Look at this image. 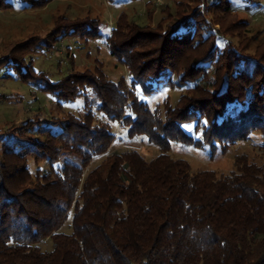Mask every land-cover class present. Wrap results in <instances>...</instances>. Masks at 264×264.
Wrapping results in <instances>:
<instances>
[{
	"label": "trees",
	"instance_id": "16d2710c",
	"mask_svg": "<svg viewBox=\"0 0 264 264\" xmlns=\"http://www.w3.org/2000/svg\"><path fill=\"white\" fill-rule=\"evenodd\" d=\"M16 1L0 0V7ZM224 1L215 6L230 14L232 3ZM20 2L32 8L35 0ZM123 26L117 22L106 45L128 67L129 86L101 70H68L53 79L35 68L32 47L0 59V80L45 92L61 108L82 101L78 110H62L60 119L28 110L24 130L1 136L0 264H264V163L240 152L227 174L194 172L169 155L172 142L208 146L212 156L253 134L264 140V52L254 59L218 42L199 13L149 33L134 22L126 32ZM79 28L84 38L101 36L96 22L71 25L69 33ZM186 56L188 70L182 69ZM174 86L185 92L171 107L164 104V119L139 97ZM97 111L120 121L128 136L147 137L159 154L146 159L133 149L114 150L85 173L115 139L109 122L96 120ZM24 131L30 137L18 134ZM29 158L45 163L36 165L35 175ZM70 211L72 233H58ZM46 239L53 242L50 251L39 247Z\"/></svg>",
	"mask_w": 264,
	"mask_h": 264
},
{
	"label": "rangeland",
	"instance_id": "374dc122",
	"mask_svg": "<svg viewBox=\"0 0 264 264\" xmlns=\"http://www.w3.org/2000/svg\"><path fill=\"white\" fill-rule=\"evenodd\" d=\"M167 1L35 0L32 8L30 6L23 8L20 0H17L14 6L0 7V59L11 51H15L20 56L25 55L32 47L35 68L47 71L53 79H59L68 70L77 73H95L101 70L108 79L114 82L122 81L129 86L128 67L111 55L106 45L107 38L112 35V29L117 22L124 25V32H126L127 24L134 22L139 24L141 32L149 33L156 30L158 25L166 27L178 17L197 13L208 24L205 28L214 29L211 35L218 42L224 40L230 47L254 59L256 53L264 52V0H230L233 6L230 14L219 12L220 9L215 6L218 0H171L169 8ZM222 4H225L224 0ZM82 21L96 22L101 36L84 38L82 28L69 33L71 25ZM208 30L204 33H209ZM214 32H217V35ZM190 65L191 57L186 56L182 59V69L188 70ZM214 80L215 75L211 74L208 81ZM4 92L6 96L0 97L3 100L0 104V138L6 130V132L24 130L25 126L21 125L26 120L23 117L36 114L37 110H34L36 107L40 108L37 117L60 119L65 112L78 110L82 104L81 99L78 98L73 102L63 103L62 109L58 107L56 99L51 95L32 89L12 78H1L0 93ZM183 92L185 88L174 86L161 89L153 95L139 94V97L152 112L158 109L164 119L166 107L164 104L171 107ZM35 98L38 101L34 102ZM95 114L97 121L109 122L115 133V139L106 154L93 158L84 169L85 173L98 166L106 155L114 150L133 149L146 159L159 154V149L149 143L144 135L132 138L128 136L127 128L120 121H110L98 111ZM13 121L17 124L11 123ZM183 128L189 131L192 129L191 125H183ZM18 134L30 137L26 131ZM3 151L5 148L0 145V163H3ZM240 152H246L250 159L259 164L264 163V140L261 135L253 134L246 143L231 146L226 154L215 153L212 156L208 146L183 147L181 144L172 142L169 155L172 158L186 160L194 172L208 169L219 174H227L233 169L235 154ZM28 160L33 175H35L36 165L45 166L43 161L35 164L32 158ZM69 160L74 164L80 163L75 156H71ZM57 232L72 233V211ZM52 246L51 239H46L39 244L42 251H50Z\"/></svg>",
	"mask_w": 264,
	"mask_h": 264
}]
</instances>
